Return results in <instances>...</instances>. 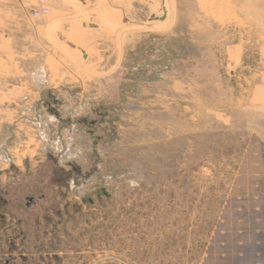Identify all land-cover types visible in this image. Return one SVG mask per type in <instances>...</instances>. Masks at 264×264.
<instances>
[{
    "label": "rangeland",
    "instance_id": "obj_1",
    "mask_svg": "<svg viewBox=\"0 0 264 264\" xmlns=\"http://www.w3.org/2000/svg\"><path fill=\"white\" fill-rule=\"evenodd\" d=\"M0 264H264V0H0Z\"/></svg>",
    "mask_w": 264,
    "mask_h": 264
}]
</instances>
